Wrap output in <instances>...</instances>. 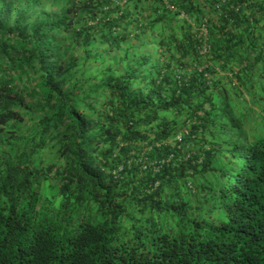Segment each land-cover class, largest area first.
Returning <instances> with one entry per match:
<instances>
[{
    "label": "trees",
    "instance_id": "1",
    "mask_svg": "<svg viewBox=\"0 0 264 264\" xmlns=\"http://www.w3.org/2000/svg\"><path fill=\"white\" fill-rule=\"evenodd\" d=\"M40 1L0 0V264H264V0Z\"/></svg>",
    "mask_w": 264,
    "mask_h": 264
},
{
    "label": "rangeland",
    "instance_id": "2",
    "mask_svg": "<svg viewBox=\"0 0 264 264\" xmlns=\"http://www.w3.org/2000/svg\"><path fill=\"white\" fill-rule=\"evenodd\" d=\"M59 2L58 0H41L39 3H37L33 9L32 12L34 14H42V15H50V16H56L59 14ZM133 42L135 40H132ZM131 40H128L126 45H130ZM100 42L94 41L92 45L88 46L89 53L93 51L99 52V55L95 57V62L102 63V64H113L115 59L121 54L120 49H115L113 52H110L108 49L106 52L105 49H100L101 47ZM80 55V53H78ZM114 60V61H113ZM41 159H44V166H48V163H54L55 165L61 164V159L57 157V154L55 152V148L51 145H48L45 147L41 154ZM54 170V168H53ZM52 182V180H50Z\"/></svg>",
    "mask_w": 264,
    "mask_h": 264
},
{
    "label": "built area",
    "instance_id": "3",
    "mask_svg": "<svg viewBox=\"0 0 264 264\" xmlns=\"http://www.w3.org/2000/svg\"><path fill=\"white\" fill-rule=\"evenodd\" d=\"M160 2H161L166 8H168L169 10H171V11H176V8L173 7V6L170 4V0H160ZM202 52L205 53V52H206V49L203 48ZM116 171H118V170L116 169Z\"/></svg>",
    "mask_w": 264,
    "mask_h": 264
},
{
    "label": "clouds",
    "instance_id": "4",
    "mask_svg": "<svg viewBox=\"0 0 264 264\" xmlns=\"http://www.w3.org/2000/svg\"><path fill=\"white\" fill-rule=\"evenodd\" d=\"M141 21V20H140ZM141 24V22L139 23V25Z\"/></svg>",
    "mask_w": 264,
    "mask_h": 264
}]
</instances>
